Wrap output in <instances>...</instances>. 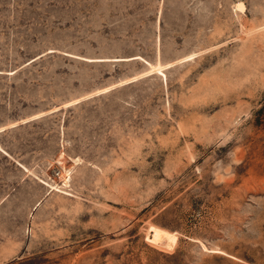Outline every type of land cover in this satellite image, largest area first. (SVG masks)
Wrapping results in <instances>:
<instances>
[{
    "label": "rangeland",
    "instance_id": "rangeland-1",
    "mask_svg": "<svg viewBox=\"0 0 264 264\" xmlns=\"http://www.w3.org/2000/svg\"><path fill=\"white\" fill-rule=\"evenodd\" d=\"M0 264H264V0H0Z\"/></svg>",
    "mask_w": 264,
    "mask_h": 264
},
{
    "label": "bare ground",
    "instance_id": "bare-ground-1",
    "mask_svg": "<svg viewBox=\"0 0 264 264\" xmlns=\"http://www.w3.org/2000/svg\"><path fill=\"white\" fill-rule=\"evenodd\" d=\"M65 170H66V169H65ZM68 176H69V172H68V170H67L64 179H67ZM64 181H65V180H64Z\"/></svg>",
    "mask_w": 264,
    "mask_h": 264
}]
</instances>
